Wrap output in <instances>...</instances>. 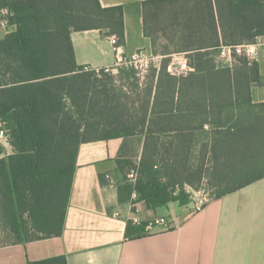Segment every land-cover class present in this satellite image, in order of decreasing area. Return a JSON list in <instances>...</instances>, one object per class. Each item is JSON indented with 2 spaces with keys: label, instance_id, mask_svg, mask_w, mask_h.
Masks as SVG:
<instances>
[{
  "label": "trees",
  "instance_id": "1",
  "mask_svg": "<svg viewBox=\"0 0 264 264\" xmlns=\"http://www.w3.org/2000/svg\"><path fill=\"white\" fill-rule=\"evenodd\" d=\"M186 76L169 58L144 80L133 67L116 76L78 66L70 35L96 30L124 44L121 7L98 0H0L15 30L0 40V122L12 153L0 146V222L12 242L62 234L78 148L122 139L117 171L127 197L156 210L186 205L205 187L219 200L264 179V102L253 103L259 65L245 55L221 63V47L264 38V0H173ZM144 34L167 20L166 1L143 4ZM138 139L137 164L126 145ZM133 171L134 183L127 174ZM104 177L100 181L105 184ZM119 201L122 202L121 196ZM144 224V223H143ZM142 235L127 224L126 237ZM25 264H67L65 256Z\"/></svg>",
  "mask_w": 264,
  "mask_h": 264
},
{
  "label": "crops",
  "instance_id": "2",
  "mask_svg": "<svg viewBox=\"0 0 264 264\" xmlns=\"http://www.w3.org/2000/svg\"><path fill=\"white\" fill-rule=\"evenodd\" d=\"M98 1L104 8H122L124 44L115 48L113 39L102 38L96 30L72 32L78 66L114 68L118 58L128 59L136 53L159 60L175 56L171 34L180 35L173 0H165L167 20L147 36L143 4L156 0ZM260 40L253 47L261 82L251 88L253 103L264 102V38ZM122 143V139H114L81 144L61 236L1 245L0 264H25L57 256H65L67 264H264V229L254 228L253 211L241 214L227 199L255 183L210 200L200 212L194 213L189 204L178 202L148 210L133 201V192L130 197L124 191L119 194L118 188L124 184L116 160ZM101 177L105 179L103 185ZM131 202L135 203L134 210ZM132 217L143 223L164 218L169 225L128 238L126 228Z\"/></svg>",
  "mask_w": 264,
  "mask_h": 264
},
{
  "label": "built area",
  "instance_id": "3",
  "mask_svg": "<svg viewBox=\"0 0 264 264\" xmlns=\"http://www.w3.org/2000/svg\"><path fill=\"white\" fill-rule=\"evenodd\" d=\"M10 16H12V14L7 9L0 10V35H3V36L8 35L15 30V26L11 25L9 22ZM260 41L261 40L258 39L255 44L236 46L233 48L232 47H221L219 58L224 59L226 64L231 65L232 62L234 61V58H233L234 54L245 55L248 61L251 62L250 57L255 58V52L253 50V47L259 45ZM113 43H114V40H113ZM151 60H152L151 57H148L141 53H136L132 55L130 58H128L127 60L122 61L121 57L118 58L116 66L121 65V64H118V63H121V61L124 62V64L130 67H133L137 71V77H139L142 80L149 69L148 61H151ZM168 71L172 75L186 76L188 73L192 71V69L186 63H184L179 68L169 65ZM0 144L9 145L8 135H7L6 129L4 128V125L2 122H0ZM135 176L136 174L133 173L132 171V173L127 175V180L130 181V183L131 182L134 183ZM106 179H108V176H106ZM132 195H133V201H136L137 194L133 192ZM209 201H210V198H209L208 193H204L203 191H197V192L192 191L191 196H190L189 205L191 207V210L194 213H196V212H200L205 207V205L209 203ZM130 208L132 210L135 209L134 202H131ZM129 222L135 227H142V235H147L151 233V231L158 226L168 227L169 225L168 221L164 218H157V219H154L150 222L143 224V222H141L137 217H132Z\"/></svg>",
  "mask_w": 264,
  "mask_h": 264
},
{
  "label": "rangeland",
  "instance_id": "4",
  "mask_svg": "<svg viewBox=\"0 0 264 264\" xmlns=\"http://www.w3.org/2000/svg\"><path fill=\"white\" fill-rule=\"evenodd\" d=\"M174 34H175V32H172V34H171L172 38H171L170 46H171V50L175 54V56H172L171 58H169L170 59L169 65H172V66L179 68L184 63L187 64L186 55H185L186 52L183 49V47L180 45V40L178 38V34L177 35H174ZM175 36H177V38ZM1 39H3L2 35H0V40ZM121 59H122V61L127 60V59L122 58V57H121ZM219 60L221 63H225L224 59H219ZM250 60H251L250 63L255 62L254 57H250ZM122 61H121V63H118L121 65H119V66L117 65L114 68H108L107 70H105L104 71L105 74H108V75L112 74L113 76H116V74H117L116 68L117 67H130V66L124 64V62H122ZM160 62H161V60H159V59H152L151 61H148V68H150L151 66H154V65L158 66ZM116 63H117V61H116ZM232 64L233 65L236 64V61L234 60L232 62ZM84 67H85V71L93 70L89 66H84ZM261 68H262V71L264 72V60H262ZM96 73H97V78H99V79L103 78V75L100 74L99 71H97ZM147 73H148V71H147ZM147 73H146V75H147ZM142 80H144V78ZM140 81H141V79H140ZM0 146H1L2 152H3L2 157H6L12 153V149H11L10 145L0 144ZM125 149H126L127 157L134 162V165L137 164V162L139 160V154H140L139 140L138 139L131 140L130 142H128ZM130 173H132V171L128 172L127 175H129ZM119 179H121V178H119ZM127 182L130 183V181H127ZM131 183H133V182H131ZM187 190L189 191L190 194L192 193V191H194V192L203 191L204 193H207L206 188L202 187V186L197 188V189L187 188ZM227 199L230 203L233 202L234 206H236V208H237L235 210L241 214L249 213V212L253 211L254 212V228L264 229V181H259L258 183H255L254 185L248 187L247 189L231 195ZM11 242H12L11 236L7 232L4 231V229L1 226V222H0V246L1 245H7Z\"/></svg>",
  "mask_w": 264,
  "mask_h": 264
}]
</instances>
